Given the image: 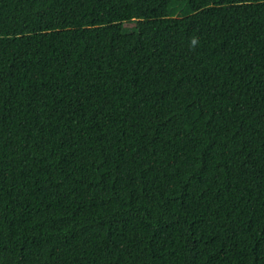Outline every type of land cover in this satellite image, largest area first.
I'll list each match as a JSON object with an SVG mask.
<instances>
[{"label":"trees","instance_id":"trees-1","mask_svg":"<svg viewBox=\"0 0 264 264\" xmlns=\"http://www.w3.org/2000/svg\"><path fill=\"white\" fill-rule=\"evenodd\" d=\"M0 264H264V0H0Z\"/></svg>","mask_w":264,"mask_h":264},{"label":"rangeland","instance_id":"rangeland-1","mask_svg":"<svg viewBox=\"0 0 264 264\" xmlns=\"http://www.w3.org/2000/svg\"><path fill=\"white\" fill-rule=\"evenodd\" d=\"M136 24L134 22H131V23H127L125 24L124 26V30L127 32V33H132L135 31L136 29Z\"/></svg>","mask_w":264,"mask_h":264}]
</instances>
